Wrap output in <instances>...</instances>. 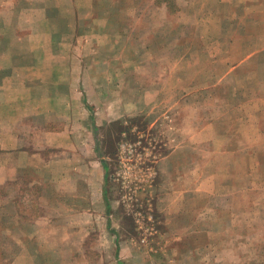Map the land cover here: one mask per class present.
<instances>
[{"label": "rangeland", "instance_id": "1", "mask_svg": "<svg viewBox=\"0 0 264 264\" xmlns=\"http://www.w3.org/2000/svg\"><path fill=\"white\" fill-rule=\"evenodd\" d=\"M86 3L75 19L66 0H0V106L14 100L4 92L27 86L40 101L53 88V129L109 166L107 200L94 171L78 193L66 173L17 200L23 224H3L0 191V264H261L264 0ZM50 201L72 217L39 242L33 222ZM233 201L251 211L246 242L226 239L242 232L227 223Z\"/></svg>", "mask_w": 264, "mask_h": 264}, {"label": "crops", "instance_id": "2", "mask_svg": "<svg viewBox=\"0 0 264 264\" xmlns=\"http://www.w3.org/2000/svg\"><path fill=\"white\" fill-rule=\"evenodd\" d=\"M66 1L71 3L70 12H62V15L74 16L76 19L84 14V6L87 5L85 2L91 3V1L94 2L96 0ZM113 1L115 2L114 7L117 6L120 9H122L124 4L126 5L127 1L130 5L132 4V6H134L136 2L138 3V0ZM79 2L82 3L80 4ZM218 4L223 5L224 7H233L229 3ZM35 16H40L37 10L35 11ZM72 25L70 26L71 31L74 29L73 32H78L77 21L76 24ZM45 61L52 65V60L48 61L46 58L44 59V57L41 59L34 57L31 64L34 66H42L45 65ZM25 76L26 80H32V82L42 80L41 74L32 73ZM16 78H19V76H16ZM49 80L56 81L57 75H51ZM36 92L37 91L34 89H27V86L22 90V94L16 93L15 91H13L12 94L4 92L7 96H13L14 100L5 102L2 106H0V191H2L4 198L2 203L3 224L6 223L7 225H10L9 221L15 217V220H18V223L21 222V224H23V216L17 209H22V207L16 205L17 200L21 202L26 201V198L30 199L31 197L29 194L39 192V189L43 185L45 188L49 187V185H46L51 184L53 182V178H64L66 173L70 178L63 179V182L65 183L68 181L70 185H72V192L78 193L81 186L83 189H88V185H90L92 179V171H94L93 176L95 181L97 179L99 181L100 179V183H102L101 192L104 201L107 200L108 196L107 159L100 153H96V150H94L93 156L88 154L84 157L81 156V154H73L72 152L75 148L73 149L72 147H68L66 143H64L66 138L61 136L62 134L52 127V121L54 119L53 114H55L53 112L57 110V105L54 103V99L56 97L53 96L56 95H54L55 92L53 91V88L47 92V99L40 101L38 100V97H36ZM43 103H46L48 107L50 106V110H42V106L44 105ZM51 105L53 106V109H51ZM86 108L89 109V107ZM60 147L63 148L62 151H59ZM257 159V168L260 172V170L262 171V168H264V152H260L257 155ZM249 175L251 174H248V176ZM247 188H249V186H247ZM247 190L249 189H242L239 193L241 195H245L248 192ZM46 192L47 188L45 189L44 194H46ZM23 194L25 196L24 200L22 198ZM262 207H264V204ZM45 208V217L40 218L39 220L35 219L33 222V225L37 226V228L32 239L39 242L55 240L56 238H54V236H56V233H60L61 235L60 228H57V226L67 228V225H69L72 217L71 214L62 216L55 213V205L52 204L51 201L45 205ZM225 209L230 210L227 223L232 225L234 229H238L240 226L242 227V232L240 233L241 236L234 235L226 237V239L233 237L234 240L240 239L241 241V238H243L245 242L248 241L245 226H248L251 222L250 209L238 207L234 201L229 203L228 206L226 204ZM236 210L241 212L242 220H235ZM198 221L200 220L198 219ZM108 222H110V217H108ZM199 223H201V221ZM42 225L44 227H42ZM191 232L192 231H188L185 236H180L178 241H180V243L185 242V237L191 239ZM235 232H237L236 230L234 231V234H237ZM59 238L65 241L64 237L62 238L61 236ZM255 247L258 251V253H256L257 257H264V238H261V243ZM194 249H197V247L195 246ZM192 250L193 249H191V251ZM34 253L36 255L35 257L41 255L38 250ZM258 263L262 264L264 263V260H260Z\"/></svg>", "mask_w": 264, "mask_h": 264}, {"label": "trees", "instance_id": "3", "mask_svg": "<svg viewBox=\"0 0 264 264\" xmlns=\"http://www.w3.org/2000/svg\"><path fill=\"white\" fill-rule=\"evenodd\" d=\"M98 153H100L101 154V151L98 149ZM102 155V154H101ZM107 165V164H106ZM107 168L109 169V166H107Z\"/></svg>", "mask_w": 264, "mask_h": 264}]
</instances>
